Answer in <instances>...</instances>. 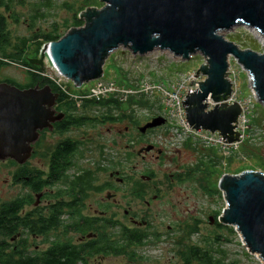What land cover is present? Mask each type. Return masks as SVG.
Listing matches in <instances>:
<instances>
[{
	"label": "rangeland",
	"instance_id": "374dc122",
	"mask_svg": "<svg viewBox=\"0 0 264 264\" xmlns=\"http://www.w3.org/2000/svg\"><path fill=\"white\" fill-rule=\"evenodd\" d=\"M103 6L102 0H13L10 12L0 9V14L6 18L11 44L7 53L11 56L7 60L9 65L0 69V82L12 80L19 85L27 84L30 75L25 63L33 65L30 62L41 58L46 45L42 43L39 47L35 36L49 32L54 26L65 35L75 17L80 19L87 8L100 9ZM222 34L242 50L264 54V39L255 30L240 26ZM151 54L135 57L128 50H116L104 65V80L135 88L141 80L150 78L152 83L167 87L172 85L177 74L198 71L204 63L200 55L181 62L172 60L167 53H163L156 63ZM49 60L45 55L42 69L54 77L53 64ZM231 63L236 70L240 99H246L249 105V123L244 142L227 157L217 149L204 148L191 140L181 146L174 144L170 134H165L166 126L154 129L146 138V143L156 145L163 156L159 159L155 154L145 159L139 157L137 152L146 145L140 139L139 127L150 122L151 118L165 115L159 97L150 100L129 98L120 102L122 108L114 115L121 116V112L131 114L136 124L129 119L105 124L88 123L66 134L51 136L50 141L44 143L45 147L38 148V157L32 164L35 165L41 157L45 167L46 157L52 151L45 152V148L51 140L60 143L71 139L80 144L73 161L75 169L81 167L90 175V189L84 199L85 214L91 215L93 210L100 209L107 213V220H118L125 226H131L129 218L133 216L140 223L147 222V227L139 231H147L150 238L136 251L135 263L112 260L107 264H183L179 254L191 246L210 250L218 264H264L247 251L233 227H219L217 223H220L215 221L226 206L219 189V181L224 175L244 171L264 173V106L257 102L248 74L233 58ZM61 81L67 95L78 103V107L82 101L79 96L87 93L94 84L90 82L77 88L65 78ZM130 99L139 103L130 105ZM100 113L102 110L98 108L77 112L101 120ZM115 171L124 180L122 184L110 178L109 174ZM151 174L153 180H141L142 176ZM7 178L6 166H1L0 204L9 200V190L3 183ZM103 187L108 188L107 192ZM109 190L117 193V204L107 200ZM50 199L49 196L48 201ZM125 212H129L128 216ZM65 235L61 241L70 238Z\"/></svg>",
	"mask_w": 264,
	"mask_h": 264
},
{
	"label": "water",
	"instance_id": "95a60500",
	"mask_svg": "<svg viewBox=\"0 0 264 264\" xmlns=\"http://www.w3.org/2000/svg\"><path fill=\"white\" fill-rule=\"evenodd\" d=\"M104 6L87 8L74 27L58 41L44 46L41 58L30 63L44 67L49 55L53 66L77 88L104 76V65L116 50L133 56L154 52L170 54L187 62L196 55L204 59L197 73L204 76L199 89L184 102L186 118L194 131L219 132L228 143L241 140L235 130L243 115L238 103L216 106L206 112L208 99H231L227 79L233 58L250 78L257 102L264 106V54L242 50L222 33L245 26L264 37V0H102ZM59 99L49 86L22 90L0 82V161L25 163L40 131L64 118L53 109ZM153 118L139 127L141 134L165 124ZM153 147L145 148L148 152ZM226 206L218 222L233 227L251 255L264 263V173L244 171L224 175L219 181ZM213 221V220H212Z\"/></svg>",
	"mask_w": 264,
	"mask_h": 264
},
{
	"label": "flooded vegetation",
	"instance_id": "af4514ba",
	"mask_svg": "<svg viewBox=\"0 0 264 264\" xmlns=\"http://www.w3.org/2000/svg\"><path fill=\"white\" fill-rule=\"evenodd\" d=\"M15 86L22 90H40L49 85L38 82ZM51 91L58 94L53 88ZM60 92L63 93L61 90ZM60 105L57 101L53 109L64 114L59 110ZM63 119L53 123L52 129L40 131L31 157L25 163L19 164L13 159L0 161V167L6 166L8 178L3 180V183L9 190V200L0 204V264H48L57 259L63 249L64 253L77 256V264H107L112 260L135 263L138 258L136 251L150 238L147 231H139L147 227L146 221L140 223L133 216L129 218L131 226H125L118 220H107V213L100 209L93 210L91 215L85 214L84 199L90 189V176L83 175L85 170L81 167L75 169L73 166L65 172V177L56 179L50 188L44 187L51 173H56L52 168L51 157L53 154L57 155L59 143H52L51 140V144L46 146L45 152L49 149L52 151L46 157L45 167L41 163V157L35 165L32 164L38 157V148L45 147L44 143L50 141L51 136L66 134L56 131L57 125ZM153 130H147L144 134L139 132L141 141L146 144L137 152L142 159L150 154H155L158 159L163 156L162 150L156 145L146 143L148 133ZM149 146L153 149L146 152L145 148ZM109 176L115 179L117 184L124 182L117 171ZM153 179L152 174L141 177L144 182ZM106 187H103L104 190L108 189ZM110 189L113 190L111 187ZM112 190H109L106 198L109 202L117 204V193L111 192ZM12 204L18 207L2 208ZM128 214L129 212H125V216ZM64 234L66 237L70 235V238L61 241L60 238H64ZM133 236H139L142 242L130 244L129 238Z\"/></svg>",
	"mask_w": 264,
	"mask_h": 264
},
{
	"label": "built area",
	"instance_id": "2783aa9c",
	"mask_svg": "<svg viewBox=\"0 0 264 264\" xmlns=\"http://www.w3.org/2000/svg\"><path fill=\"white\" fill-rule=\"evenodd\" d=\"M162 55V52H154L151 54V57H154L153 61L157 63L160 60L159 57H162ZM167 55L174 60L170 54L167 53ZM229 64L227 79L232 84L231 99L228 101L215 102L211 98L206 100L204 104H206V112H210L216 106H222L223 104L231 106L238 103L240 105L243 114L240 118V122L243 123L245 127L238 125L235 128L236 131L242 134V138L234 144L228 143L227 140H224V137H222L219 132L213 134L205 130L194 131V129L190 127L186 118V106L184 105V102L189 95L194 94L199 89V84L205 79L203 78L204 76L201 74L199 75L197 71L177 74L172 85H168L167 87L162 84L156 85L152 83L150 78H145L140 81L137 87L127 88L118 85L116 82L106 81L102 77L101 79L94 81L92 88L87 93H83V95L79 96V99L92 100L95 102L113 99L123 103L129 98L143 97L150 100L159 97L164 104L165 115L163 118L166 122L163 126L167 127L165 134H170L174 144L181 146L191 140L197 142L204 148L217 149L227 157L244 142L247 125L249 123V119L247 118V115L249 114V105L246 99H240L241 92L236 83L237 74L235 68L232 66L231 58ZM52 70L55 75L54 77L45 72H39V75L51 80L61 91H63L64 94L67 95L64 86L61 84V79L64 77L58 72L55 66H53Z\"/></svg>",
	"mask_w": 264,
	"mask_h": 264
},
{
	"label": "trees",
	"instance_id": "16d2710c",
	"mask_svg": "<svg viewBox=\"0 0 264 264\" xmlns=\"http://www.w3.org/2000/svg\"><path fill=\"white\" fill-rule=\"evenodd\" d=\"M13 2V0H0V9L4 8L6 11L10 12V5ZM13 19H15V16H11ZM6 18L0 14V69L3 67L8 66V58L11 56H8V49L11 46L10 44V37L7 30V23ZM17 21V19H15ZM83 20L79 19L78 17H75L72 25L69 27V29L74 27H81L83 26ZM68 27V25L66 26ZM63 34H61L58 31V26H54L49 32L47 33H40L39 35L35 36V40L39 41L40 44L38 46L43 44H48L51 42L58 41ZM25 67H27L26 72L30 75V78L28 79V83H38L41 82L44 85H49L55 92L59 95V103L61 104L59 110L62 111L65 115L64 119L60 124L57 125L56 131L58 133H68L71 129L76 128H82L85 127L88 123H96V124H105L106 122H116V121H125L129 119L132 123L136 124V120L134 119L133 115L127 114L125 112H121V116L114 115L117 111L121 110L122 103H120L117 100H103L100 102H95L92 100H82L80 104V108L78 107V103L74 101L73 99H70L68 95L61 93L60 89L57 88V86L48 78L42 77L36 72H43L41 68L37 66L30 65L28 63H25ZM36 72H33V71ZM5 82L13 85H18L16 82L12 80H4ZM134 100V99H133ZM132 99L128 101V103L131 105L133 102ZM139 103V102H136ZM98 108L102 110L101 114V120L98 118H91L87 116H82L83 114L78 115L77 112L79 110H83V112H86L89 109ZM63 131V132H62ZM79 143L76 141H73L71 139L64 140L59 143L57 155H52L51 161H52V168L53 171L56 170V173H51V176L49 178V181L44 184V187H49L52 185V183L56 179H60L65 177V172L68 171L70 168L74 166V157L79 152ZM91 174V173H90ZM83 175L90 176L89 172L84 171ZM10 208L15 209L16 205L11 206H2V208ZM20 207V206H19ZM216 222L217 216H216ZM217 225L219 227H224L221 224ZM226 228V227H225ZM233 229V228H232ZM130 244L132 243H141L142 238L139 236H133L129 238ZM57 259H53L48 264H77L76 257L73 253H64L65 249L61 250ZM180 260L183 264H218L215 259V256H213L210 252V250H204L197 246H191L187 249V251L180 253Z\"/></svg>",
	"mask_w": 264,
	"mask_h": 264
},
{
	"label": "bare ground",
	"instance_id": "6f19581e",
	"mask_svg": "<svg viewBox=\"0 0 264 264\" xmlns=\"http://www.w3.org/2000/svg\"><path fill=\"white\" fill-rule=\"evenodd\" d=\"M257 33V32H256ZM258 34V33H257ZM259 35V34H258ZM260 36V35H259ZM260 38H263L264 39V37H262V36H260ZM50 61V60H49Z\"/></svg>",
	"mask_w": 264,
	"mask_h": 264
}]
</instances>
